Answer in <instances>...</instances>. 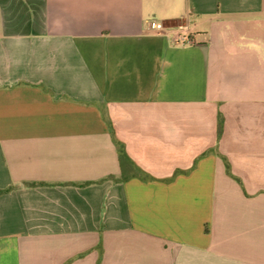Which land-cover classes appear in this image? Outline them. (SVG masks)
I'll return each instance as SVG.
<instances>
[{
	"label": "crops",
	"instance_id": "obj_1",
	"mask_svg": "<svg viewBox=\"0 0 264 264\" xmlns=\"http://www.w3.org/2000/svg\"><path fill=\"white\" fill-rule=\"evenodd\" d=\"M0 264H264V0H0Z\"/></svg>",
	"mask_w": 264,
	"mask_h": 264
},
{
	"label": "trees",
	"instance_id": "obj_2",
	"mask_svg": "<svg viewBox=\"0 0 264 264\" xmlns=\"http://www.w3.org/2000/svg\"><path fill=\"white\" fill-rule=\"evenodd\" d=\"M116 146V150H117V154H118V160L121 166V171H123L124 173V169H128L130 171L136 170L135 166L133 165V163L130 161V159L127 157L123 146L116 142L115 143ZM120 179H122V177H120ZM87 183H82V184H76V186H82V185H86ZM35 185H39L37 183H27L26 186H35Z\"/></svg>",
	"mask_w": 264,
	"mask_h": 264
},
{
	"label": "built area",
	"instance_id": "obj_3",
	"mask_svg": "<svg viewBox=\"0 0 264 264\" xmlns=\"http://www.w3.org/2000/svg\"><path fill=\"white\" fill-rule=\"evenodd\" d=\"M145 28L146 30H151V29H160L162 28L161 23H151V22H146L145 23ZM174 40L178 43H181V45L185 46L187 43H190V38L188 33L185 31L184 28H181V31L178 33H175Z\"/></svg>",
	"mask_w": 264,
	"mask_h": 264
}]
</instances>
